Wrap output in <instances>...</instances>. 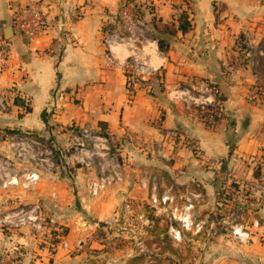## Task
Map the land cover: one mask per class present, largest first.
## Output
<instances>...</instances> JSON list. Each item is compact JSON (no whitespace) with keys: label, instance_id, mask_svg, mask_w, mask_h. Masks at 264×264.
<instances>
[{"label":"crops","instance_id":"obj_1","mask_svg":"<svg viewBox=\"0 0 264 264\" xmlns=\"http://www.w3.org/2000/svg\"><path fill=\"white\" fill-rule=\"evenodd\" d=\"M12 4L39 6L46 30L23 38L12 24ZM127 4L132 6L123 19ZM182 10L191 25L185 33L171 26ZM106 35L114 38L110 47L103 42ZM159 40L166 44L164 52ZM0 42L9 52L0 68V134L31 133L63 153L70 135L86 127L107 136L124 173L121 183L97 197L86 187L96 166L42 175L30 189L0 187V216L19 205L39 204L46 220L36 229L0 227V264L15 248L22 251L16 264H102L94 260L105 254L98 227L107 228L125 201L138 209L133 219L126 218L142 219L152 175L199 194L195 219L207 223L200 236L211 239L202 242L205 258L197 264L254 259L252 264H264L260 246L253 242L238 250L227 233L212 228L210 217L236 201L238 189L260 187L264 101L247 96L255 84H264V0H0ZM211 84L222 93V118L207 127L175 91L190 87L198 94ZM14 98L31 111L20 117ZM170 129L180 138L171 160L161 161L150 149L159 133ZM0 147V155L8 157L3 143ZM221 192L229 197L224 204Z\"/></svg>","mask_w":264,"mask_h":264},{"label":"built area","instance_id":"obj_2","mask_svg":"<svg viewBox=\"0 0 264 264\" xmlns=\"http://www.w3.org/2000/svg\"><path fill=\"white\" fill-rule=\"evenodd\" d=\"M128 5L132 6V4H127L123 8L121 13L123 19H126L125 9ZM11 10H13V27L27 40L42 34L49 25L44 18V13L37 5L20 7L12 4ZM113 39L112 35H106L103 42L107 47H110ZM8 54L6 45L0 42V68L6 67ZM221 96V90L216 84L208 85L205 91L198 94H194L190 87L175 91V98L188 109H194L201 122L204 121L201 117L203 113H208L210 118L222 113ZM247 99L251 102L264 101V84H255L248 93ZM179 138L176 129L161 131L158 139L151 146V155H155L163 161H170ZM1 143L4 144L5 150L9 153L8 157L0 155V187L4 190L19 185L23 189H30L40 180L42 175L58 174L63 168L74 165L96 166L95 178L86 184L88 193L92 197H97L107 187L123 181V163L119 160L118 154L111 150L107 136L95 134L86 127L80 128L70 135L69 148L72 151L68 154L59 151V156L55 154L59 149L56 144L51 143L50 145L47 141L31 133L8 136L0 134ZM193 150L196 149L193 148ZM14 163L20 166L21 170L16 168ZM150 177L152 194L149 204L156 212L160 210L167 212L168 232L172 238L181 240V232L173 226V222H177L181 228L185 229L194 227V233H199L202 230V224L200 222L195 223L193 217L195 201L199 200V194L191 192L189 186L178 188L174 184L165 185L161 194H158V178L155 175ZM176 200H182V203L178 205ZM123 208L129 211L131 206L125 204ZM45 221L39 204L19 205L1 214L0 227L8 230H18L24 227L36 229L45 226ZM144 221L149 222L147 219ZM258 226V221H254L253 227ZM230 229L231 238L238 242L246 243L251 238L250 232L242 224H234L230 226ZM62 247L67 248L65 241L62 242ZM14 251L13 256H9L3 261V264H16L18 262L22 257V251L19 248H15ZM135 252L138 256H144L147 264H153V259L148 254V248L143 240L135 241Z\"/></svg>","mask_w":264,"mask_h":264},{"label":"rangeland","instance_id":"obj_3","mask_svg":"<svg viewBox=\"0 0 264 264\" xmlns=\"http://www.w3.org/2000/svg\"><path fill=\"white\" fill-rule=\"evenodd\" d=\"M111 150L118 154L114 147H111ZM59 151L61 150L58 149L55 152L58 156L60 154ZM70 151H72L70 148L67 150L64 149L65 154H68ZM153 157L163 161L157 156ZM119 160L121 161L122 157H119ZM261 164L260 166L258 165L256 170V177L260 178L256 185L260 187L264 184V156L261 158ZM148 179L147 186L148 189H150L151 177ZM157 180V193H159L158 191H163L164 186L168 185V182L163 176H158ZM260 187L248 186V188L245 187L242 190L238 189L237 191L239 194L237 197L235 195L236 201L226 204L227 206L223 207L220 212L215 210L214 214H211L212 217L221 214L217 220L212 219V228L217 229L221 233H227L228 239L237 245L238 250L243 247H248L255 242L264 252V190ZM197 201H195V204H197ZM176 203L180 205L182 200H176ZM220 203L224 204L225 200H222ZM125 204H130L131 206V203L128 201L119 205L115 220L108 225V227L111 228L110 230L108 227L104 229L102 225L98 227L100 228V233L96 234L104 245L103 253L105 254H102L100 258L94 259L95 261L101 260L103 262L102 264H128L130 258L138 256L135 252V241L138 239L143 240L145 246L148 248V254L153 259V264H197L200 260L202 261L205 258V250L201 248V244L202 242L206 243L205 241L211 239V237L204 238V236L202 237L200 235L207 223L205 225L201 223L202 230L192 235L194 227L185 229L181 228L177 222H173V226L181 232V240L179 241L172 238L168 232L166 211L160 210L156 212L149 204L147 207H142L144 212L142 215L143 218L141 217L142 219H134L131 221L126 217L133 219L135 215L138 214V209L132 205L131 209L126 211L123 208ZM230 205L232 207H230ZM194 212L195 209L193 210V217L195 223H198L195 219ZM145 219L149 222L146 223L144 221ZM153 220L157 221L155 226ZM254 221H258V227H253ZM234 224H242L247 228L251 237L248 242L241 243L231 238L230 226ZM192 239H197V241L193 242ZM253 239H255V241H253ZM94 256H96V254H94ZM256 260L257 259L253 261L250 260V264L253 262L256 263ZM141 264H147L144 256Z\"/></svg>","mask_w":264,"mask_h":264},{"label":"trees","instance_id":"obj_4","mask_svg":"<svg viewBox=\"0 0 264 264\" xmlns=\"http://www.w3.org/2000/svg\"><path fill=\"white\" fill-rule=\"evenodd\" d=\"M121 6H123V4ZM171 26L175 29V31L178 30V31H181L182 33H185L188 30H190L191 25H190V22L188 19L187 12L185 10H182L180 12V14L174 18V23L171 22ZM106 30L110 31V27L108 26L106 28ZM158 47H159L160 51H162V52H164L167 49L166 44L161 40L158 41ZM239 47L244 52L247 50L242 43H239ZM221 102H222V96H221ZM14 103L22 108V112L19 114L20 117H22L25 113H28L31 111L30 105L24 103V101L20 100L19 98H14ZM201 117H203V119H204V121L202 123L205 126L213 127L222 118V113H220L218 115L216 114V115L212 116V118H210V115L208 113H203ZM47 142L51 145V142H49V141H47ZM219 198H222V200H227L229 197H228V195H225V194H223V192H221L219 195ZM219 216H221V214H217L216 216H213V217H212V215H210V217L212 219H215V220H217L219 218ZM153 222H154V226H155L157 221L153 220ZM142 261H143V256H141V255L140 256H133L132 258H130L128 264H141Z\"/></svg>","mask_w":264,"mask_h":264}]
</instances>
